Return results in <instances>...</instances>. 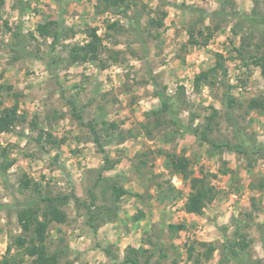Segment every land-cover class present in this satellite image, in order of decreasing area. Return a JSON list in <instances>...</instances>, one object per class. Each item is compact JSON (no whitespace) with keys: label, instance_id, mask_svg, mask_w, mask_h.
Masks as SVG:
<instances>
[{"label":"rangeland","instance_id":"obj_1","mask_svg":"<svg viewBox=\"0 0 264 264\" xmlns=\"http://www.w3.org/2000/svg\"><path fill=\"white\" fill-rule=\"evenodd\" d=\"M127 4L109 10L104 0H3L0 104L17 105L25 121L0 134V262L33 264L14 244L20 211L32 205L42 217L45 199L68 197L59 205L67 222L48 228V250L59 264H128V257L139 264H236L221 255L236 218L248 221L246 264H264V112L250 109L264 99V68L253 62L264 56V29L238 19L264 17V0ZM50 22L51 31L65 30L56 45L38 31ZM208 27L215 30L208 45H190V34ZM93 30L103 41L105 69L71 63L72 48L88 43ZM218 62L222 68L196 88L195 78ZM158 92L182 128L158 112ZM229 95L236 100L230 111ZM172 131L179 135L168 136ZM172 156L188 163V178L167 167ZM6 163L12 166L4 172ZM202 176L215 199L202 215L187 214L190 179ZM115 188L126 192L119 200ZM179 225L184 229L170 227ZM201 243L216 246L210 260Z\"/></svg>","mask_w":264,"mask_h":264},{"label":"trees","instance_id":"obj_2","mask_svg":"<svg viewBox=\"0 0 264 264\" xmlns=\"http://www.w3.org/2000/svg\"><path fill=\"white\" fill-rule=\"evenodd\" d=\"M106 9H122L123 7L129 8L127 6V0H104ZM3 4V0H0V7ZM240 24H249L251 29L263 30L264 29V17L258 15H240L238 17ZM54 22H50L46 26H42L38 29L39 33L43 36H50L54 40V45H56L60 39L61 34L65 31L63 28L58 27L57 30L51 31L50 26L54 25ZM151 24H156V20H152ZM156 25L162 26L161 23ZM118 26L117 23L111 24L109 28L116 29ZM243 26V25H242ZM207 33L203 30H199L197 33L192 32L190 34L189 43L192 46H207L209 41L215 34V30H211L209 27L206 28ZM89 42L85 45L74 46L70 53L71 63H84L91 62L99 64L102 69L106 68V61L101 57V48L103 47V41L97 32L93 30L89 36ZM259 48L264 47V37L262 43L258 45ZM223 58V56H219ZM113 60H117L112 56ZM254 64L257 67L264 68V56L261 58H255L253 60ZM48 64V62H46ZM222 68L220 62L217 63V67L212 68L207 72H202L199 74L194 81L196 88L200 86L201 83H209L210 74H216L218 68ZM1 91V88H0ZM157 98L161 103V108L158 111L159 113H166L171 116L173 122L179 127L182 128L178 117L175 116L172 109V105L168 100L165 92H158ZM228 111L232 110L233 105L236 104L235 98L229 95V98L225 102ZM251 110H260L264 112V99L252 100L250 102ZM156 112V113H158ZM25 117L21 116L18 112V106L14 105L10 108H1L0 104V134L11 132L17 125L24 123ZM188 131V130H187ZM195 134L197 132L195 131ZM95 142L99 143V136L95 133ZM179 135L178 131H172L168 136ZM199 139L203 142L212 144L215 148H221V145H216L210 141L207 136H199ZM223 147H228L227 144ZM6 150L0 147V158L5 157ZM106 162H110L108 157H106ZM12 166L11 163H6L4 165L3 171H7ZM167 167L172 170L176 175H182L183 178L189 177V165L184 160L180 159L177 156H172ZM21 186L24 189H30L31 182L25 178L21 181ZM191 193L187 202L185 203V212L187 214H193L200 216L203 214L204 209L208 204L212 203L215 199L214 188L210 183L202 177H193L190 179ZM114 194L117 200H119L126 192L122 189L115 188ZM47 203L46 210L42 213V217L32 208V205L21 210L18 215V223L22 229V234L15 239V246L18 250L22 251L24 257L32 260L33 264H59V255L57 253H49L47 239H48V228L51 223L64 224L67 222L66 214L60 210V206L66 205L69 201L68 197L65 198H54V199H45ZM60 205V206H59ZM2 208V206H0ZM171 229L182 230L184 226H170ZM235 229L232 238H228L225 234V240L222 244V257L228 261H232L236 264H246L251 263L250 259V240L247 232H245L246 227L248 226L247 219H235ZM200 246L204 247L205 250L203 255L207 260H210L217 248L214 244L211 243H201ZM10 252V250H9ZM128 264H139L138 260L128 257L125 260ZM0 264H25L23 259L17 257L6 258Z\"/></svg>","mask_w":264,"mask_h":264}]
</instances>
